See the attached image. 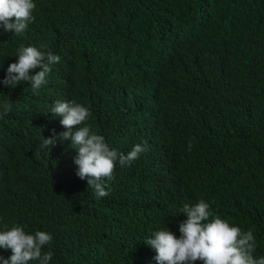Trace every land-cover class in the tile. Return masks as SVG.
<instances>
[{"label": "clouds", "instance_id": "clouds-1", "mask_svg": "<svg viewBox=\"0 0 264 264\" xmlns=\"http://www.w3.org/2000/svg\"><path fill=\"white\" fill-rule=\"evenodd\" d=\"M237 18L225 0H0L3 31L21 36L24 44L41 33L50 41L45 49H16V62L8 65L0 81L32 93L48 86L44 96L55 100L50 119L23 120L34 147L54 148L41 189L51 202L68 198L71 191L58 184L56 176L75 170L99 199L111 194L110 183L118 171L115 200L122 215L108 214L106 231L95 232L101 242L123 248L141 263L264 264L258 251V243L264 244V100L257 88L264 65L251 63L245 58L251 57L249 51L225 37L235 29ZM189 39L196 46L185 62L198 79L187 93L186 110L201 103L213 105L221 115L233 110L234 129L246 143L239 156L238 188H217L215 194L179 207L184 185L201 179L195 174L201 132L186 120L179 125L169 119L155 120L147 132L136 131L129 113L116 102L115 90L119 73L125 80H136L144 71L131 44L177 47ZM81 79L85 83L79 95L98 106L94 126L87 106L62 97ZM237 84L247 95L235 91ZM139 97L152 111L168 103L158 85H145ZM10 110L7 100L0 102V116ZM117 117L128 145L107 128V121ZM229 189L241 195L238 202L228 199ZM158 222L160 227L153 228ZM52 239L41 230L0 227V264H50ZM4 250H10L7 258L2 257Z\"/></svg>", "mask_w": 264, "mask_h": 264}, {"label": "trees", "instance_id": "trees-1", "mask_svg": "<svg viewBox=\"0 0 264 264\" xmlns=\"http://www.w3.org/2000/svg\"><path fill=\"white\" fill-rule=\"evenodd\" d=\"M126 3V0H121ZM158 1V0H149ZM226 6L241 18L235 29L225 37L249 51L251 63L257 67L264 65V0H225ZM41 27V25H39ZM261 27V28H260ZM35 34V33H34ZM83 39V35H79ZM49 38L41 33L34 40L24 44L21 36L5 32L0 28V81L4 79L6 67L15 52L25 45L49 44ZM196 46L195 40H187L177 47H159L150 44H131L130 48L142 60L144 71L136 80H125L119 73V86L115 90L116 102L129 113L135 122V130L147 132L155 120L169 119L181 125L190 122L202 134V144L195 174L201 179L184 185V193L179 207L213 195L217 188L226 186L238 188L241 185L239 156L246 140L234 129L233 110L221 115L214 106L201 103L186 110V96L198 79V73L185 62V56ZM218 48L224 45L216 44ZM79 50V45H78ZM77 54L73 55L75 59ZM221 63V61L219 62ZM238 66V65H236ZM250 72L246 67H242ZM84 79L69 88L70 99L87 106L91 111L90 123L94 126L99 119L98 106L79 95L84 90ZM158 85L168 95L167 105L159 110L149 109L139 94L147 85ZM48 86L38 93L26 91L22 85L15 88L0 84V102L7 100L11 110L0 116V227L22 226L27 232L41 230L52 235L50 242L53 258L50 264H156L147 260L139 262L123 248L106 245L95 232L106 231L109 226L108 214L121 216L117 208L118 171L110 183L111 194L97 199L85 180L79 179L74 171L56 176L58 184H66L71 194L68 198L51 202L41 189L47 171L51 167L53 147H34L33 139L25 133L24 118L35 120L50 119V107L55 100L44 96ZM259 95L264 100V78L257 85ZM235 91L247 95L240 85ZM22 101V102H21ZM107 128L117 133L128 145L122 133L119 117L107 121ZM65 159L71 164L70 152ZM53 167V166H52ZM57 169L58 166H54ZM228 199L238 202L241 195L229 189ZM212 211L219 216L218 207L210 202ZM96 220V221H95ZM161 222L153 228L160 227ZM258 251L264 256V244L258 243ZM10 250H4L7 258Z\"/></svg>", "mask_w": 264, "mask_h": 264}, {"label": "bare ground", "instance_id": "bare-ground-1", "mask_svg": "<svg viewBox=\"0 0 264 264\" xmlns=\"http://www.w3.org/2000/svg\"><path fill=\"white\" fill-rule=\"evenodd\" d=\"M63 8V7H62ZM259 12H261L262 14H264V10H260ZM241 18L239 17V18H237V20H240ZM41 28L43 29V30H47V29H49V26H43V25H41ZM31 36H34V33L33 34H30ZM249 59L251 60V61H254V59H252L251 57H249ZM238 68V67H237ZM56 128V127H55Z\"/></svg>", "mask_w": 264, "mask_h": 264}, {"label": "rangeland", "instance_id": "rangeland-1", "mask_svg": "<svg viewBox=\"0 0 264 264\" xmlns=\"http://www.w3.org/2000/svg\"><path fill=\"white\" fill-rule=\"evenodd\" d=\"M15 62H16V60H15L14 58H12L9 64H11V63H15ZM7 67H8V66H7ZM7 67H6V68H7Z\"/></svg>", "mask_w": 264, "mask_h": 264}, {"label": "water", "instance_id": "water-1", "mask_svg": "<svg viewBox=\"0 0 264 264\" xmlns=\"http://www.w3.org/2000/svg\"><path fill=\"white\" fill-rule=\"evenodd\" d=\"M246 110H247V109L244 107V108L242 109V111H241V112H245ZM241 112H240V113H241Z\"/></svg>", "mask_w": 264, "mask_h": 264}]
</instances>
